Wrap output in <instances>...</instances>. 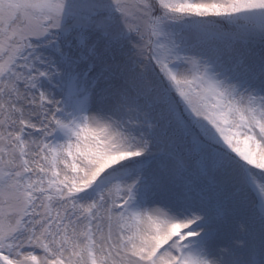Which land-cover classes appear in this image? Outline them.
<instances>
[{
	"label": "snow or ice",
	"instance_id": "snow-or-ice-1",
	"mask_svg": "<svg viewBox=\"0 0 264 264\" xmlns=\"http://www.w3.org/2000/svg\"><path fill=\"white\" fill-rule=\"evenodd\" d=\"M0 264H264V0H0Z\"/></svg>",
	"mask_w": 264,
	"mask_h": 264
}]
</instances>
